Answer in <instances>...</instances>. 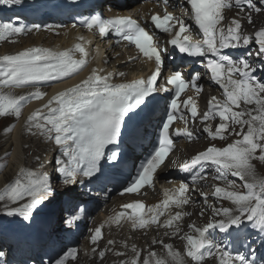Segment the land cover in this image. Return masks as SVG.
Masks as SVG:
<instances>
[{
    "label": "bare ground",
    "instance_id": "bare-ground-1",
    "mask_svg": "<svg viewBox=\"0 0 264 264\" xmlns=\"http://www.w3.org/2000/svg\"><path fill=\"white\" fill-rule=\"evenodd\" d=\"M152 8V5L146 4V8L143 10H150ZM263 8H261V12H263ZM262 16V13H261ZM60 32V36L55 39V37L52 36L51 33H44L40 32L37 34H34L33 36H29L23 41H19L17 44L8 46V49H18V50H25L29 47H33L35 45H41V50L50 51L54 50L55 45H60L63 47V49L66 51L68 49L72 48V45L76 42H78L76 35V32L72 28L64 27L62 30H56ZM120 46H117L115 44H111L107 46L105 42L98 41L96 42L94 46V52H98V55L96 57L97 63L104 68L105 74H113L115 73V77L119 79H126V76L128 78L133 77V71L134 67L138 66V62L131 63L133 60L131 59L132 56L130 55H123L122 60L125 61V64H122L119 59H117L115 56L116 52H119ZM104 50V58L102 60V51ZM112 60V61H109ZM101 60V61H100ZM108 62V64H107ZM116 65V66H115ZM260 81L259 85H255L253 88H256V86H264L263 80L258 79ZM258 97H264V93L262 91H255ZM252 98H254L253 95ZM28 131V132H27ZM35 132L33 128V124L30 123V118L21 119V121L18 122L16 128L14 131L8 136L7 133L3 134V137L1 141L8 140L7 143L4 144L1 143L0 146V155L2 153L9 154L8 157V164L5 168V170L0 175V185L1 183L12 176L18 169V167L22 164L25 166H34L38 164L39 162L43 163L47 157L50 156L53 150V148L43 144L39 138L36 136L32 137V134ZM246 144V143H244ZM185 144H182V147L184 148ZM194 147V148H193ZM234 147L238 148H245V145L238 146L236 144ZM33 149V151H31ZM195 145L190 146L188 148L189 154H192L191 151L195 150ZM198 150V149H197ZM196 150V151H197ZM169 171V169H166ZM161 173V172H160ZM170 184H166V189L169 191L171 189ZM197 195V194H196ZM198 198L195 197V193H191L189 195L191 199V203L187 206V210L185 212H189L190 207L192 206V211L197 214L199 209H205L208 210V207L199 206L200 197L197 195ZM75 198L72 197L70 200H74ZM162 199V191L155 190L152 194L144 195L140 201L145 204L146 206L151 207L152 209H156ZM132 200H121L117 199L115 202L110 203L109 206L102 211L97 218L95 222H92V230L95 228H99L101 226L103 231V242L100 241V248L98 251L102 249L109 250L111 247H113V254H116L117 252H123L124 256L121 258L116 257H110L106 256L103 260H101V264H120L121 261L126 260L127 264H148V263H155V258H157V254H159L160 250L164 247H167V249H170L171 252H175L174 249L176 248L175 245L178 243L177 238L181 235H185L193 225L190 224V219H185L179 216L176 220L173 222V227L171 230L167 231L163 227H156V228H146L142 231H135L132 228L131 224H128L124 220H115L114 215L115 211L126 204L131 203ZM171 207H174V209ZM179 206L176 205H170L167 207V213L171 211V213H178L182 214L183 212L181 210H178ZM178 221H183V223H178ZM81 225L88 224L84 223ZM180 225H182L180 227ZM78 232H81V228L77 225L74 227ZM189 228V229H188ZM80 230V231H79ZM109 234V236H107ZM176 234H178L176 236ZM78 235V234H77ZM119 236H125L127 238L131 236H135V246L134 248H129L127 246L125 249H116V246L114 245L119 238ZM256 236V234L254 235ZM108 240H111L113 243V246H108L105 248V245ZM258 240V237H254L251 239L250 244H254ZM161 241L163 243V247L153 246L152 244ZM176 242V244H175ZM83 249L86 250L87 256L85 258H80L76 260L73 263L70 264H97V254L95 253L93 257V249L96 247L94 245H91L89 241H86L82 245ZM166 249V250H167ZM153 252V256L151 254ZM163 253V252H162ZM161 253V254H162ZM169 253V254H170ZM168 254V253H167ZM171 255V254H170ZM167 255V257L162 258L164 264H174L175 259L180 261L179 254H173V256ZM166 256V255H165ZM146 261V262H145ZM177 261V262H178ZM161 262V263H163Z\"/></svg>",
    "mask_w": 264,
    "mask_h": 264
},
{
    "label": "rangeland",
    "instance_id": "rangeland-1",
    "mask_svg": "<svg viewBox=\"0 0 264 264\" xmlns=\"http://www.w3.org/2000/svg\"><path fill=\"white\" fill-rule=\"evenodd\" d=\"M257 20H258V18H256ZM116 56H117V58L118 59H121V55H118V53H116ZM109 61H112V60H110L109 59ZM254 90L255 91H262L263 93H264V86H256V88H254ZM246 112H248L247 110H246ZM6 125V122H0V134H2L3 132H4V130H3V127ZM2 140V138H0V142L1 143H3L4 142V144L5 143H7L8 142V140H3V141H1ZM1 143H0V146H1ZM201 143L202 142H199L198 143V146H195L196 147V149L195 150H193V151H191V153H194L198 148H200V145H201ZM218 144H220V145H223L224 144V141H218L217 142ZM188 148H189V145H185L184 146V151H183V153L182 152H180L179 154H177L178 155V157L179 156H184L186 153H189L188 152ZM194 148V147H193ZM33 149H31V151H32ZM253 161V160H252ZM256 163V162H255ZM220 164L222 165V166H224L226 163H225V161H220ZM255 165H257V166H255L254 168H252L251 170H249V174L250 175H255L256 173H258V172H260V174H262V175H264V163H261V165H259L258 163H256ZM253 169H254V171H253ZM198 195V194H197ZM196 195V193H195V197L196 198H198V196ZM112 201V200H111ZM202 204H201V199H200V202H199V206H201ZM190 211L192 210V206L190 207V209H189ZM208 210H210V208L208 207ZM208 210H205V209H199V211H198V213L197 214H195L194 213V216L190 219V224L191 225H193V227H191L189 230H195L196 229V227L198 226V225H200V224H203V223H205L206 221H207V218L206 217H200L202 214H204L203 216H205V212H207ZM92 222H89L88 224L90 225ZM178 223L180 224V223H183V221H178ZM107 236H109V234L107 235ZM135 239H136V237L135 236H131V237H129V238H127V237H125V236H119V238L117 239V241H116V243L114 244L115 246H116V249H125L127 246H129V248H134V246H135ZM175 244H176V242H175ZM153 246H160L161 245V243L160 242H156V243H154V244H152ZM98 247H100V245H98ZM96 248V250H93V255H91V257H93L94 256V253L99 249V248ZM161 247V246H160ZM175 249H174V253L173 252H171L170 253V249H167V247H164L163 249H161L160 250V252H159V254H157V258H155V263L154 264H164V262H163V260H162V258H164V257H167V255H170V256H173V254H174V256H175V254H179V257L181 258V254H183L186 250H187V247H188V244H187V242H186V240L184 239V240H182L181 242H178L176 245H175ZM167 249V250H166ZM178 249H179V252H178ZM163 252V253H162ZM162 253V254H161ZM168 253V254H167ZM170 253V254H169ZM151 254H152V256H153V252H151ZM166 255V256H165ZM85 256H86V254H82L81 255V258H85ZM108 256H110V257H116V258H121V257H123L124 256V253L123 252H117V254H111V255H108ZM79 259H80V257H79ZM102 260V259H101ZM101 260H97V264H101ZM125 261L126 260H123V261H121L120 262V264H124L125 263ZM177 259H175V263L174 264H181L182 263V260L180 259V261H178ZM146 262V261H145ZM161 262H163V263H161ZM148 264H153V263H148Z\"/></svg>",
    "mask_w": 264,
    "mask_h": 264
}]
</instances>
